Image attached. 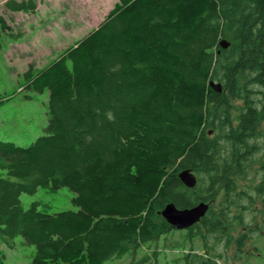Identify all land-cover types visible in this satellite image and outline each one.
Segmentation results:
<instances>
[{
	"label": "trees",
	"instance_id": "16d2710c",
	"mask_svg": "<svg viewBox=\"0 0 264 264\" xmlns=\"http://www.w3.org/2000/svg\"><path fill=\"white\" fill-rule=\"evenodd\" d=\"M6 6L31 12L37 1ZM0 27H9L2 16ZM222 39L230 46L222 48ZM33 69L27 86L49 90L50 117L47 133L28 147L0 140L6 245L14 247L18 236L34 245L30 264L135 259L175 229L161 214L168 203L187 208L201 201L210 208L186 229L191 250L197 236L230 241L228 232L243 217L224 207L217 213L212 203L217 185L234 189L232 176L246 167L226 157L218 164L216 156L221 138L245 145L243 133L264 120L252 97L254 87L264 90V0H119L97 27ZM212 80L222 92L210 87ZM236 102L242 115L233 127ZM184 169L196 175L194 188L180 180ZM46 186L69 187L78 209L44 213L37 202L23 206V193ZM244 236L236 237L240 251ZM142 255L139 264H153ZM184 257L186 264H216L198 253ZM0 264H8L1 249Z\"/></svg>",
	"mask_w": 264,
	"mask_h": 264
},
{
	"label": "rangeland",
	"instance_id": "374dc122",
	"mask_svg": "<svg viewBox=\"0 0 264 264\" xmlns=\"http://www.w3.org/2000/svg\"><path fill=\"white\" fill-rule=\"evenodd\" d=\"M7 1L0 0V16L9 26L4 30L0 27V140L28 147L47 133L50 115L49 90L36 92L29 88L26 72L34 68L33 73H37L47 66L61 51L97 27L119 0H36L37 8L31 12L12 11L6 6ZM252 91L253 102L263 101L257 104L262 109L264 90L254 87ZM242 106V102H236L232 109L233 124L239 121ZM256 131L259 134L264 131V122ZM215 133L218 134L217 131ZM220 142L221 156L228 157L231 142L223 138ZM250 144L260 146L262 142L260 138H255ZM259 164L260 161L252 159L243 174L235 173V189L229 194L223 185L220 186L223 194L215 197L212 203L216 211L220 212L224 207L229 216L243 217L242 224H237L228 232L231 236L229 242L225 236H217L218 240L212 235L205 240L197 236L191 250L192 240L188 238L187 230L171 229L162 234L157 242L142 248L135 259L125 255L114 257L107 264H139L142 253H148L153 264H186L184 255L187 253H198L210 261H216L217 255H221L219 262L224 264L225 259L237 264L240 263L237 260L247 256V249L255 257H264V238L255 231L249 234L256 239L245 245L242 251L237 249L236 244V237L242 233L243 227L264 225V193L259 194L256 190L260 183H264V171ZM74 196L75 193L67 186L57 189L46 186L32 194L23 193L21 200L26 208L37 202L39 211L56 213L77 210L78 207L73 204ZM230 199L236 200V204L227 207ZM23 241L18 236L14 247H9L0 236V249L6 254L8 264L32 262L35 246Z\"/></svg>",
	"mask_w": 264,
	"mask_h": 264
},
{
	"label": "flooded vegetation",
	"instance_id": "af4514ba",
	"mask_svg": "<svg viewBox=\"0 0 264 264\" xmlns=\"http://www.w3.org/2000/svg\"><path fill=\"white\" fill-rule=\"evenodd\" d=\"M261 102V101H259ZM259 102H256L257 104ZM257 109L261 110V108L257 105L256 106ZM264 107H262L263 109ZM241 115L242 113H239V121L236 122L235 124H233V121H232V125L233 127H238L239 124H240V119H241ZM264 122V120H263ZM209 135H214V130L213 129H210L207 131ZM232 134H235V133H232ZM257 133V131H255L254 133H243V139L245 141V145H232L230 146L228 152H229V156L226 157L230 160H232L233 164H235V166H243V169L244 167L253 159V160H258L260 161V164H259V167L264 171V131L259 134ZM239 136V135H237ZM255 138H260L261 139V142L262 144L259 146V145H251L250 144V141L252 139H255ZM219 152H220V147H219ZM258 154V157L255 155ZM217 159H218V164H220V159L222 158H225L224 156L222 157L221 156V153L217 154ZM244 172H245V169H244ZM235 173H238V172H235ZM236 175V174H234ZM233 175V176H234ZM232 176L233 179H235L234 177ZM231 178V179H232ZM236 180L235 179V183H236ZM234 182V180H233ZM234 184V183H233ZM220 184L217 185L216 187V195L215 197H217L220 193L223 194V192L221 191L220 189ZM226 189V191H228V193L230 194L234 189H235V186H234V189L232 190H229L226 185L224 186V190ZM257 192L259 194H262L264 193V183H260L259 186L257 187ZM227 194V193H226ZM217 213H219V211H216ZM242 233L245 234L246 236H244V242H243V247H245V245L247 246V244H250L254 239H256V237H253L249 234L250 231H255L259 234V237L261 238H264V225H253V226H247V227H243L242 229ZM263 244H264V241H263ZM242 247V249H243ZM238 250H240V247H237ZM264 250V248H263ZM247 256L244 257L243 259H239L237 261H239L240 263H237V264H264V257H255L254 256V253H252L251 251L249 252V250L247 249ZM258 255H261V253H259ZM219 257L216 258V261H212V262H216V264H223L221 262H219ZM224 264H234L233 262L231 263L230 260L227 261L224 259Z\"/></svg>",
	"mask_w": 264,
	"mask_h": 264
},
{
	"label": "water",
	"instance_id": "95a60500",
	"mask_svg": "<svg viewBox=\"0 0 264 264\" xmlns=\"http://www.w3.org/2000/svg\"><path fill=\"white\" fill-rule=\"evenodd\" d=\"M230 42L226 39L220 41L222 48H227L230 46ZM210 87L218 92H222L223 86L220 82L211 81ZM179 178L189 188H194L197 184V177L191 171V169H184L179 173ZM210 208V204L205 201L187 207L179 208L174 203H168L161 214L166 219V221L174 228L177 229H188L191 226L199 223L201 219L207 214Z\"/></svg>",
	"mask_w": 264,
	"mask_h": 264
},
{
	"label": "bare ground",
	"instance_id": "6f19581e",
	"mask_svg": "<svg viewBox=\"0 0 264 264\" xmlns=\"http://www.w3.org/2000/svg\"><path fill=\"white\" fill-rule=\"evenodd\" d=\"M211 82V81H210Z\"/></svg>",
	"mask_w": 264,
	"mask_h": 264
}]
</instances>
